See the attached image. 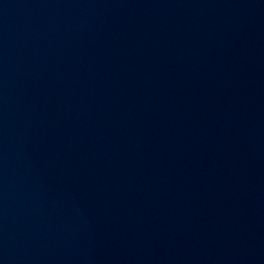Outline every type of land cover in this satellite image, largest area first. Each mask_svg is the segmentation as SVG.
I'll use <instances>...</instances> for the list:
<instances>
[{"label":"water","instance_id":"obj_1","mask_svg":"<svg viewBox=\"0 0 264 264\" xmlns=\"http://www.w3.org/2000/svg\"><path fill=\"white\" fill-rule=\"evenodd\" d=\"M0 264H264V0H0Z\"/></svg>","mask_w":264,"mask_h":264}]
</instances>
